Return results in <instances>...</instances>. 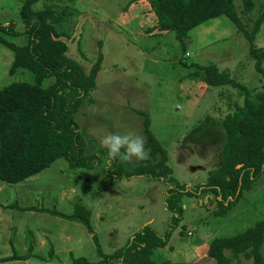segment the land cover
I'll return each mask as SVG.
<instances>
[{
  "label": "rangeland",
  "instance_id": "obj_1",
  "mask_svg": "<svg viewBox=\"0 0 264 264\" xmlns=\"http://www.w3.org/2000/svg\"><path fill=\"white\" fill-rule=\"evenodd\" d=\"M242 1L235 0L238 14ZM254 1L256 8L264 0ZM23 2L0 0V24L12 23L17 31L2 35L19 46L28 40L19 15ZM44 4L53 5L56 13L63 11L56 28L69 57L89 70L102 53L95 87L75 113L86 153L100 149V140L110 132L136 133L145 140L147 117L150 133L166 151L170 176L185 187L204 182L218 165L225 143L221 121L244 102L242 88L209 85L206 68L227 73L250 95L262 84L249 42L230 19L219 16L192 28L182 46L174 31L153 34L156 17L145 0H38L32 8ZM254 16L252 9L243 17L248 28ZM254 45L264 50V22ZM12 59V50L0 44V88L21 78L33 81L28 70L9 73ZM200 123L204 127L194 131ZM147 159L122 163L131 170ZM105 167L71 168L58 158L20 182L0 181V264H73L81 256L98 261L100 252L121 249L144 225L164 235L170 215L167 183L147 176L112 182ZM252 186L226 215L216 211L211 193L183 194L181 219L172 223L167 244L154 249L152 258L215 264L206 254L213 238L240 233L264 219L263 173ZM84 211L89 212L90 229L64 216ZM232 264H251V259L240 255Z\"/></svg>",
  "mask_w": 264,
  "mask_h": 264
},
{
  "label": "trees",
  "instance_id": "obj_2",
  "mask_svg": "<svg viewBox=\"0 0 264 264\" xmlns=\"http://www.w3.org/2000/svg\"><path fill=\"white\" fill-rule=\"evenodd\" d=\"M38 0H24L19 9L23 32L28 40L16 45L2 34L16 35L14 25L0 24V44L13 52L9 73L33 74V81L14 80L0 88V181L17 183L63 158L71 168L92 169L104 163L105 150L100 148L86 153L85 140L75 120V113L95 87L102 53L86 70L78 61L67 55V44L56 28L63 11L56 13L53 5L40 9L32 5ZM44 3L50 0H43ZM72 1V0H67ZM139 1V0H133ZM155 15L153 34L174 31L176 40L184 46L189 30L205 21L226 16L249 42V55L254 59L255 70L261 77V89L253 95L245 86L224 72L206 68L205 80L209 85L230 84L244 90V102L221 121L225 143L219 153L218 165L210 169L207 178L195 188L185 187L170 176L163 146L149 131V119L144 120L146 162L127 170L122 160L115 159L103 170L112 182L133 176H147L165 181L168 185L165 206L170 213L167 230L158 234L151 226L136 230L129 242L112 254L101 255L98 261L78 257L73 264H198L189 261H158L152 258L154 249L166 245L170 226L181 219V196H200L211 193L219 214L226 215L235 200L244 191L252 189L254 180L264 174V50L254 45V39L264 22V1L255 8L254 0H243L239 15L235 0H145ZM254 10L252 25L248 28L244 16ZM248 17V16H247ZM52 79L46 84V80ZM203 123L193 130H201ZM220 207V208H218ZM82 208V207H81ZM55 214H61L52 211ZM90 229L89 212L64 215ZM96 238L95 236L93 239ZM264 219L231 236L215 237L206 254L215 264H232L240 255L251 259V264H264Z\"/></svg>",
  "mask_w": 264,
  "mask_h": 264
},
{
  "label": "clouds",
  "instance_id": "obj_3",
  "mask_svg": "<svg viewBox=\"0 0 264 264\" xmlns=\"http://www.w3.org/2000/svg\"><path fill=\"white\" fill-rule=\"evenodd\" d=\"M99 144L105 150V166L117 158L122 161H129L133 158L142 161L148 158L145 140L136 133L118 134L110 132L100 140Z\"/></svg>",
  "mask_w": 264,
  "mask_h": 264
}]
</instances>
